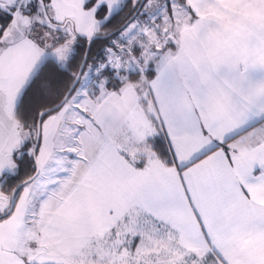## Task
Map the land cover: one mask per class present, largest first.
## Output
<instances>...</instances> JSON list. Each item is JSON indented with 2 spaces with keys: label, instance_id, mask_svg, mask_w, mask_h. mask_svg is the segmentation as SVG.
<instances>
[{
  "label": "snow or ice",
  "instance_id": "snow-or-ice-1",
  "mask_svg": "<svg viewBox=\"0 0 264 264\" xmlns=\"http://www.w3.org/2000/svg\"><path fill=\"white\" fill-rule=\"evenodd\" d=\"M0 264H264V0H0Z\"/></svg>",
  "mask_w": 264,
  "mask_h": 264
}]
</instances>
